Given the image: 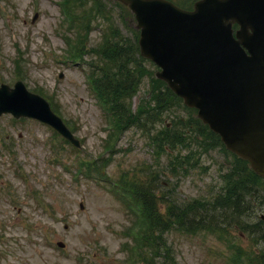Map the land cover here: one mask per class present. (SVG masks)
<instances>
[{
    "label": "rangeland",
    "instance_id": "374dc122",
    "mask_svg": "<svg viewBox=\"0 0 264 264\" xmlns=\"http://www.w3.org/2000/svg\"><path fill=\"white\" fill-rule=\"evenodd\" d=\"M181 2L188 7L195 1ZM134 24L128 7L113 0H0V83L22 80L53 99L81 142L65 141L36 118L0 114V264H147L137 253L144 232L159 245L155 264H245V257L264 251V189L254 213L241 219L244 228L230 215L221 230L162 228L167 218L145 221L141 192L161 214L169 201L206 199L219 192L220 174L236 158L223 144L203 150L193 141L202 131L186 126L197 114L182 102L154 123L156 129L168 124L178 136L182 126V145L155 136L166 146L158 149L135 124L114 135L88 73L104 64L101 51L109 53L115 32L124 44L134 42ZM76 33L83 50L92 52L84 61L73 60ZM146 68L154 71L148 62ZM149 81L141 79L135 97L114 104L120 115L128 106L147 114ZM177 154L181 162L174 161ZM236 250L244 252L241 263Z\"/></svg>",
    "mask_w": 264,
    "mask_h": 264
},
{
    "label": "water",
    "instance_id": "95a60500",
    "mask_svg": "<svg viewBox=\"0 0 264 264\" xmlns=\"http://www.w3.org/2000/svg\"><path fill=\"white\" fill-rule=\"evenodd\" d=\"M119 1L135 13L141 52L161 66L157 76L264 177V0H199L189 11L168 0ZM1 110L36 115L72 138L21 82L0 86Z\"/></svg>",
    "mask_w": 264,
    "mask_h": 264
},
{
    "label": "trees",
    "instance_id": "16d2710c",
    "mask_svg": "<svg viewBox=\"0 0 264 264\" xmlns=\"http://www.w3.org/2000/svg\"><path fill=\"white\" fill-rule=\"evenodd\" d=\"M179 2H181V0H179ZM137 33L138 32L135 30L134 34L136 37ZM106 49L109 53L101 51L104 55V61L102 62H104L105 65H98L101 74L96 82H98L101 95H105L112 99L110 107L113 109L115 118L117 119L115 126L118 129H121L135 124L138 127L144 128L147 133H150V135L153 136V138L150 136L151 139H153V142L155 141L159 144L157 146L158 149L164 150V148L166 149V146H162V142L156 139V137L164 139L168 144L176 142L177 145H182L186 138V134L182 133L184 128L180 126L181 124L179 125L181 127H179V136L176 131H171V127H168L167 124H160L158 129L154 126L155 122H162L164 113L170 111L175 105L174 103L179 104L181 98L173 93L165 82L156 79L153 71H150L152 76L150 77L152 84L150 91L151 94H153L152 97L155 100V104L154 106L150 105L148 107V111H146L147 114H144V111L134 114L130 106H128L129 111H127L125 115H120L116 110L114 104H124V102L113 101V98L132 95L140 84L141 79L146 76V73H148L145 69L146 62H149L150 64L152 63L140 56L135 40L132 44L130 43L129 45H126L116 36L115 38H111ZM101 85L104 86L102 87ZM165 96L168 98H164ZM124 98H122V100H124ZM185 108L189 112L192 111L187 107ZM177 120L178 118L176 120L173 118V124H175V122L177 123ZM187 122H189V125L186 126L195 129V131L198 129L202 131V134L200 135L202 138H197L195 136L196 138L193 139V141H198L201 149L204 150L208 147L215 149L217 148V145L223 144L220 136L215 134L208 125L202 124L196 116H190ZM178 157L179 156L176 155L175 160H177ZM234 158H236L235 166L239 168L244 166L243 169H245V171L241 168V170L237 168L238 175L234 172L230 178H227L226 187H223L216 197L213 199H195L193 201H187L186 204L183 205L179 204L176 200L169 201L166 205L167 208L164 214H161L162 212L158 213L156 208L153 209L151 205H148L150 207L148 210L149 218L152 221L164 218L174 220L176 218V223H178V225L181 223V227H186L188 230H196L199 227L218 229L217 223L214 220L217 218L221 219V217L222 219H226L223 216L227 214L235 216L236 218L234 220L238 222L239 217L243 215V212L248 207L247 203H249L250 197L260 198V195L257 192H259L258 188L260 187L264 189V179L253 169L249 168L246 160L236 156H234ZM220 208L221 214L216 213ZM162 223L164 224H160V226H164L167 223L174 224L173 221H167L166 223L165 220ZM167 254L168 253L165 254V258L168 257ZM245 261L247 264H264V254H257L255 257L247 256Z\"/></svg>",
    "mask_w": 264,
    "mask_h": 264
}]
</instances>
